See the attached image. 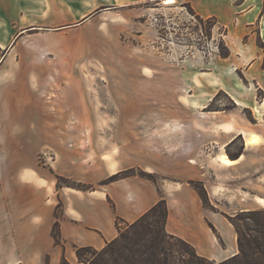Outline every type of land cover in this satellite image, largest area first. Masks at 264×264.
<instances>
[{
	"label": "rangeland",
	"instance_id": "obj_1",
	"mask_svg": "<svg viewBox=\"0 0 264 264\" xmlns=\"http://www.w3.org/2000/svg\"><path fill=\"white\" fill-rule=\"evenodd\" d=\"M173 3L25 0L21 12L25 32L18 39L12 35L4 38L0 58L8 46H15L18 51L14 49L11 54L14 62L25 66L35 62L51 68L56 99L68 98L73 102L72 111L87 116L81 121L87 131L84 137L90 163L98 155H120L125 164L137 161L143 165L145 147L141 143L149 138L158 160L153 159L154 165L147 169L132 166L124 170L157 183L168 177L161 173L168 166L167 162L160 165V156L170 162L185 156L181 152L184 135L176 134L177 128L214 127L215 142L201 139L193 151L197 164H203V171L210 173L203 176L204 181H190V185L206 195L204 206L226 220L237 216L241 229L247 224L249 234L264 241V228L258 232L241 213L264 212V206L252 200V195L264 194V183L257 180L264 172V143L246 152L245 168L234 174L218 160L221 155L242 153L243 139L250 136L243 126L255 125L264 137V106L257 105L262 89L250 86L242 71L230 65L226 69L214 65L220 59L221 30L215 28L213 18L197 17L187 4ZM228 121L230 126L239 127L240 135L228 143L226 152L213 159L225 138L221 128ZM163 137L168 140L162 142ZM50 156L49 148H42L37 157L39 165L47 166ZM54 212L60 213V208ZM120 228L125 229L126 224L122 222ZM170 243L173 256L177 250L190 251L175 238ZM217 262L208 259L201 264ZM71 264L85 263L74 258Z\"/></svg>",
	"mask_w": 264,
	"mask_h": 264
},
{
	"label": "crops",
	"instance_id": "obj_2",
	"mask_svg": "<svg viewBox=\"0 0 264 264\" xmlns=\"http://www.w3.org/2000/svg\"><path fill=\"white\" fill-rule=\"evenodd\" d=\"M167 1L174 2L171 5L188 4L198 16L216 20L215 28L221 30L219 35L229 55L220 57L214 65L225 69L230 65L233 70L242 71L250 86H258L264 92V0ZM24 2L0 0V49L5 47L4 38L12 35L18 39L25 32L21 13ZM8 47L0 58V264H60L62 257L72 263L76 259L74 245L101 249L118 235L117 219L132 223L160 199L165 200L167 207L166 232L188 242L198 255L222 261L238 252L233 225L204 206L190 185V181H204L203 176L210 173L203 171V164H197L193 151L201 139L215 142L214 127L177 128L175 133L184 135L181 152L185 156L172 162L160 156V165L167 162L168 167L161 169L167 178L155 183L130 175L102 183L129 167L153 166L152 160L157 161L158 157L152 150V139L144 138L141 143L145 147L141 153L143 165L137 161L125 164L120 155L109 158L98 155L90 163L84 137L87 131L81 121L86 114L72 111L73 102L68 98L56 99L49 66L14 62L11 54L14 49L18 50L15 46ZM234 83L239 85L238 81ZM257 105L263 107L264 98ZM229 121L221 128L225 138L213 159L222 151L226 152L228 143L240 135L239 127L230 126ZM242 128L260 140L245 144L244 137L242 153L233 159L235 162L226 166L220 164L230 174L244 169L246 152L264 143L255 125ZM165 139L168 140L160 138L162 142ZM45 146L51 152L47 166L39 165L37 160ZM56 175L90 185V188L58 186ZM257 180L264 183V172ZM252 196L256 204L255 197L264 201V194ZM58 203L61 204L58 218L61 245L51 236Z\"/></svg>",
	"mask_w": 264,
	"mask_h": 264
},
{
	"label": "trees",
	"instance_id": "obj_3",
	"mask_svg": "<svg viewBox=\"0 0 264 264\" xmlns=\"http://www.w3.org/2000/svg\"><path fill=\"white\" fill-rule=\"evenodd\" d=\"M186 8L191 10L188 4ZM196 16L199 17L198 15ZM214 25H216V20H214ZM218 49L220 57L225 58L229 55V49L221 35L218 42ZM257 97L263 99L264 92L262 91L261 94H257ZM227 155L232 160L238 157V155ZM130 175L135 174L130 170L119 171L109 176L103 183L112 182ZM56 183L58 186H68L79 190L89 189L84 183L76 182L59 175H56ZM193 187L197 191V188L195 186ZM197 192L202 202L206 204V195L199 193V191ZM60 207L61 204L58 203L56 208ZM241 213L244 217H247L246 219L251 222V225L258 228V232L262 231V228H264V212L248 210ZM54 216L55 221L51 227V236L56 244L61 245L62 238L58 222L59 213L54 212ZM166 219V202L164 199H160L132 223L117 219L116 228L118 235L107 242L100 250L90 246L74 245L75 256L79 262L85 264H201V261H208L207 258L198 255L188 242L168 234L165 230ZM227 220L235 229L238 252L215 264H264V241L249 234L250 228L247 224H244V228L246 229H241L237 216H228ZM122 222L126 224V228L123 230L120 228ZM173 238L189 247L190 251H184L183 249L175 250L176 256H173L175 254L170 243V240ZM183 252L189 256L186 257ZM86 254L98 255L100 257L106 255L112 258H86ZM60 264L71 263L65 257H62Z\"/></svg>",
	"mask_w": 264,
	"mask_h": 264
},
{
	"label": "bare ground",
	"instance_id": "obj_4",
	"mask_svg": "<svg viewBox=\"0 0 264 264\" xmlns=\"http://www.w3.org/2000/svg\"><path fill=\"white\" fill-rule=\"evenodd\" d=\"M246 144H252V143H257L258 142V138L255 135H250L249 137L246 138L245 140ZM218 160L225 165L231 164L233 163V160L231 158H229L227 155H221ZM257 202H259L260 204H262V206H264V203H262L259 199H256Z\"/></svg>",
	"mask_w": 264,
	"mask_h": 264
}]
</instances>
